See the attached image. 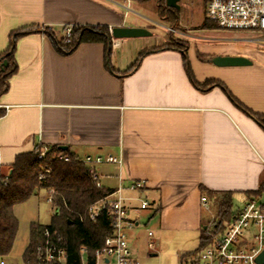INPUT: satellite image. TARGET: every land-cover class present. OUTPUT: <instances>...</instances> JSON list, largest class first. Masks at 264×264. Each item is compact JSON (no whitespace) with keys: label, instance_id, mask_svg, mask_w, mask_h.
<instances>
[{"label":"crops","instance_id":"0c3cea01","mask_svg":"<svg viewBox=\"0 0 264 264\" xmlns=\"http://www.w3.org/2000/svg\"><path fill=\"white\" fill-rule=\"evenodd\" d=\"M121 8L116 0H0V54L11 32H26L16 40V68L0 94V172L9 175L16 156L38 144L79 159L112 155L122 162L92 167L100 185L121 188L129 208L146 199L142 211L157 217L158 232L200 233L207 230L209 191L240 197L235 212L247 191L264 185V121L247 112L264 116V48L218 50L251 62L242 66H216L186 51L195 80L220 82L242 109L220 85L195 87L181 49L152 48L144 36L122 38L109 54L100 42L65 53L46 33L60 39L70 24L144 27L127 24ZM136 180L144 181L141 191L128 188ZM41 190L47 194L32 196ZM254 196L264 198V190ZM189 253L181 255L184 264Z\"/></svg>","mask_w":264,"mask_h":264},{"label":"trees","instance_id":"16d2710c","mask_svg":"<svg viewBox=\"0 0 264 264\" xmlns=\"http://www.w3.org/2000/svg\"><path fill=\"white\" fill-rule=\"evenodd\" d=\"M203 25L204 28H212L207 23ZM24 33L26 32H11L9 46L0 54V63L7 60V66L3 68L0 77V94L8 86L7 78L15 71L16 67L12 61L15 44L18 37ZM46 33L61 52H71L83 42L103 43L108 50L107 54L111 50L110 33L106 25L96 27L75 26L68 43L64 42L63 37L60 39L55 38L50 31H46ZM187 49L181 50L185 53L183 55L184 67L191 83L202 90L209 84H217L228 94L226 88L218 81L210 80L209 82L199 83L195 80L186 59ZM145 53L139 54L133 67L137 66ZM228 96L243 109V106L230 94ZM247 112L256 120L264 121V116ZM3 113L0 110V116ZM35 149L36 147L31 151L18 154L11 165L8 181L5 184H0V257L10 254L15 242L18 220L14 215L13 206L26 201L40 189L46 191L53 189L54 194L51 204L57 209V214L52 216L49 224L43 225L35 222L30 224L29 239L23 252V261L24 264L39 263L36 247L45 241L44 230L48 228L50 232L49 240L65 248L69 264H77L79 263V250L82 246H85L88 254L91 255L95 249L103 245L104 239L111 234L112 228L107 211L103 210L95 221H91L88 218L87 210L90 205L113 192L114 189L100 184L97 185L98 180L94 178L91 167L83 163L76 155L70 153L68 149L62 150L59 146L48 149L46 157H51V164L49 171L40 178L41 167L44 163L43 160L38 158ZM58 155L68 156V160H59ZM262 190H264V185H261L256 191H247L245 196L249 198ZM209 195L215 207L216 217L219 219V223L214 225L211 230L214 233L221 231L232 215V192L209 191ZM217 226L219 227L218 230H216ZM211 232L207 233V230L202 229L199 247L194 252L189 253V256L195 255L210 242Z\"/></svg>","mask_w":264,"mask_h":264},{"label":"built area","instance_id":"2783aa9c","mask_svg":"<svg viewBox=\"0 0 264 264\" xmlns=\"http://www.w3.org/2000/svg\"><path fill=\"white\" fill-rule=\"evenodd\" d=\"M119 6L130 11L129 0L125 5L119 3ZM205 17L219 29L261 33V37L247 40L264 48V0H206ZM74 27L71 24L63 26L62 37L65 43L70 42ZM109 33L111 48L118 47L121 39L112 36L111 28H109ZM48 149V146L38 144L35 149L38 158L43 160ZM57 157L59 160H68V156L58 155ZM80 160L91 167V172L97 180V174L92 168L94 165L122 162L121 158L112 155L86 156ZM48 171L49 167L41 170L39 177L42 178ZM8 177V174L0 172V184H5ZM128 188L141 191L144 188V181H133ZM121 190V188L114 189L113 192L88 207V218L91 221H95L98 215L106 210L112 231L104 239L103 245L95 249L91 255L88 254L87 248L82 246L79 250V263L77 264H140L131 255L127 231L139 226V213L148 208L149 202L138 197V205L129 208L124 203L125 198L122 197ZM53 194V189L47 190L46 199L50 203ZM259 200L255 196L247 198L233 212L223 229L210 233V242L191 256L185 264H260L256 259L264 251V201ZM201 201L205 204L206 198L202 197ZM147 234L148 236L153 235L152 231H148ZM44 235L45 241L36 247L38 264H69L65 248L49 240L48 228H45ZM148 245L152 247L153 242H149Z\"/></svg>","mask_w":264,"mask_h":264},{"label":"rangeland","instance_id":"374dc122","mask_svg":"<svg viewBox=\"0 0 264 264\" xmlns=\"http://www.w3.org/2000/svg\"><path fill=\"white\" fill-rule=\"evenodd\" d=\"M116 1L123 5L128 3V0ZM178 5L179 9H176L167 7L165 0H129L130 11L122 8L121 10L125 13L127 24L144 26L151 32L152 36H147L146 40L153 45L152 48L171 47L183 50L189 48L195 54H204L203 58L206 59L218 55V50L227 48L261 49L259 44L245 41L251 37L259 38L262 36L261 33L223 30L209 21L205 17V0H179ZM204 23L212 28H204ZM43 163L42 171L50 167L51 157L45 156ZM46 197L45 191L41 190L37 196L13 206L14 215L18 220V230L10 254L0 257V264H24L23 252L28 244L30 224L32 222L49 224L51 216L57 214V209L46 200ZM135 197L136 195H130L128 198L134 200ZM259 201H264V198ZM239 202L240 197L235 196L233 209ZM132 203L138 204L139 201L135 199ZM202 216L207 230L211 231L213 226L219 223L211 201L207 207L202 208ZM157 229V217H151L148 210L142 211L139 226L130 232L131 236L128 237L131 254L140 264H184L181 255L187 251L194 252L199 247L202 231L162 233ZM218 229L217 226L216 230ZM151 230L156 233L155 238L148 236L147 232ZM157 236L161 241H158ZM154 241V247H149L148 243Z\"/></svg>","mask_w":264,"mask_h":264},{"label":"water","instance_id":"95a60500","mask_svg":"<svg viewBox=\"0 0 264 264\" xmlns=\"http://www.w3.org/2000/svg\"><path fill=\"white\" fill-rule=\"evenodd\" d=\"M178 1L179 0H165V4L169 8L179 9ZM111 34L114 38L122 39V38L150 36L151 32L144 27L115 26L111 28ZM209 61L216 66H242L251 63L248 59L242 56H222V55H216L210 58ZM5 66H7L6 60L2 62V69ZM63 149H65L64 146ZM256 261L260 264L264 263V251H262L259 254Z\"/></svg>","mask_w":264,"mask_h":264}]
</instances>
